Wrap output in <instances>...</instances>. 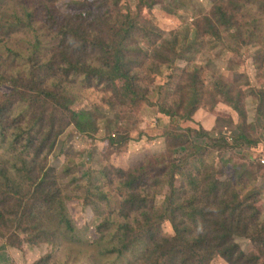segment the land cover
Instances as JSON below:
<instances>
[{
	"label": "rangeland",
	"instance_id": "obj_1",
	"mask_svg": "<svg viewBox=\"0 0 264 264\" xmlns=\"http://www.w3.org/2000/svg\"><path fill=\"white\" fill-rule=\"evenodd\" d=\"M24 1L27 3L10 0L8 12L12 15L16 9L22 11ZM71 2L57 0L50 5L56 13H62ZM121 5L131 13L137 12L142 20L132 44L136 50L130 54L137 89L134 103L131 97L123 103L112 86L113 90H106L97 85L67 83L76 98L71 108L88 109L96 118V130L87 133L79 132L67 120L47 156V168H55L74 229L63 228L52 236L53 230L47 227V241L35 237L28 241L22 235V243L16 245L0 235V264H32L46 255L55 264H142L140 249L110 252L120 247V225L134 223L137 216L135 212L129 217L123 215L121 202L128 189L121 181L125 175L134 177L135 191L155 193L151 204L160 208L167 193V161L193 152L208 173L213 168L215 177L222 172V179L236 178L240 166H246L252 179L245 180L243 195L258 199L264 217V123L256 116L257 92L264 89V43L251 41L249 36L241 43L231 38L234 29L219 28L218 35L206 32L204 17L211 13L212 0H160L149 8L138 7L137 0H123ZM255 9H259V0ZM256 17L258 22L260 18ZM35 25L42 28L36 32L0 28V55L6 61V70L14 67L9 48L26 52L37 33H47V20ZM259 26L264 31V23L259 22ZM116 84L119 86V82ZM228 89L232 99L239 97L245 119L229 107L225 94ZM10 90L9 85L0 87V103L4 92ZM24 105L16 103L0 122V129L11 128L8 123ZM62 113L65 111L59 109V115ZM241 130L247 141L239 139ZM197 132L203 137L196 138ZM109 134H115L114 142H110ZM221 139L226 141L220 144L222 148L211 147L209 140ZM192 140L201 144V150L189 144ZM7 145L0 141V160L11 157ZM180 145L187 147L182 151ZM227 160L231 162L222 168ZM196 161L193 163L201 164ZM191 167L188 165V171L196 175ZM119 170L125 172L123 177ZM177 180L183 181L180 176ZM151 183L155 186L150 188ZM161 232L173 236L168 221L162 223ZM235 241L246 254L254 251L248 239L236 237ZM209 264L227 263L215 258Z\"/></svg>",
	"mask_w": 264,
	"mask_h": 264
},
{
	"label": "trees",
	"instance_id": "obj_2",
	"mask_svg": "<svg viewBox=\"0 0 264 264\" xmlns=\"http://www.w3.org/2000/svg\"><path fill=\"white\" fill-rule=\"evenodd\" d=\"M9 1L0 0L1 29L36 32L42 27L35 24L47 20V33H37L26 52L9 48L13 68L6 70V61L0 55V87L11 86L0 103L1 124L16 103H25L8 123L11 128L0 129V141L8 143L11 152L10 158L0 160V235L10 239V245H16L22 243V235L28 241L34 237L47 241V227L53 230L52 236L63 228L73 231L55 168H47V156L65 130L67 120L79 132L87 133L96 130V118L88 109L71 108L76 98L67 83L97 85L106 90L114 87L123 103L128 97L134 103L137 89L130 54L136 50L132 44L142 20L137 12L124 9L123 0H71L68 10L62 13H56L50 5L57 0H27L22 11L16 9L12 15L8 12ZM158 1L137 0V6L149 8ZM256 1L212 0L211 13L204 17L206 32L218 35L219 28L234 29L231 38L241 43L248 36L251 41L264 43V31L259 26V22L264 23V0H259V9H255ZM246 14L260 19L257 22V17L249 19ZM225 92L229 107L245 119L239 97L232 99L231 89ZM257 100V120L264 123V89L257 92ZM58 107L65 113L59 115ZM114 136L108 135L110 142L115 141ZM196 136L203 137L199 132ZM239 139L248 140L243 130ZM209 141L212 148H222L220 144L226 143L223 139ZM189 144L202 148L194 140ZM178 147L183 151L187 146ZM195 160L201 162L193 152L167 161V193L160 208L151 204L155 193H137L134 177L125 175L121 182L128 191L121 202L123 215L129 217L135 212L137 216L134 223L120 225V247L110 252L122 254L140 249L142 264H209L215 258L227 264H264V217L258 199L243 195L245 180L252 179L249 169L240 166L236 178L222 179V172L215 177L213 168L208 173L206 165L193 163ZM229 162L225 161L222 168ZM188 165L197 171L196 175L188 171ZM119 172L123 177L125 172ZM179 176L183 180L180 183ZM152 186L155 185L151 183ZM164 221L171 224L173 236L162 235ZM236 237L248 239L255 246L254 251H242ZM50 260L51 256L46 255L32 264H55Z\"/></svg>",
	"mask_w": 264,
	"mask_h": 264
},
{
	"label": "built area",
	"instance_id": "obj_3",
	"mask_svg": "<svg viewBox=\"0 0 264 264\" xmlns=\"http://www.w3.org/2000/svg\"><path fill=\"white\" fill-rule=\"evenodd\" d=\"M261 163L264 164V160H261Z\"/></svg>",
	"mask_w": 264,
	"mask_h": 264
}]
</instances>
